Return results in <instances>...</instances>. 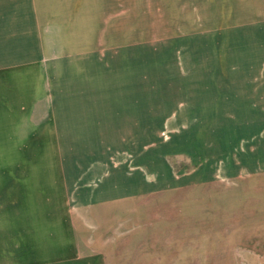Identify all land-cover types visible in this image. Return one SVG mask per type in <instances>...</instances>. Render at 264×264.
Listing matches in <instances>:
<instances>
[{
    "label": "rangeland",
    "instance_id": "rangeland-1",
    "mask_svg": "<svg viewBox=\"0 0 264 264\" xmlns=\"http://www.w3.org/2000/svg\"><path fill=\"white\" fill-rule=\"evenodd\" d=\"M0 264H264V0H0Z\"/></svg>",
    "mask_w": 264,
    "mask_h": 264
}]
</instances>
